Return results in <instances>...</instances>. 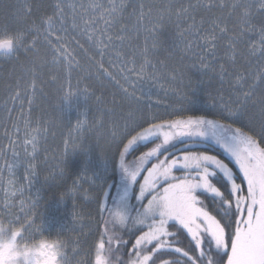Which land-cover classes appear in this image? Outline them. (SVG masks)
<instances>
[{
	"label": "trees",
	"instance_id": "obj_1",
	"mask_svg": "<svg viewBox=\"0 0 264 264\" xmlns=\"http://www.w3.org/2000/svg\"><path fill=\"white\" fill-rule=\"evenodd\" d=\"M52 2L0 0V38L14 39V44L15 37L22 38L14 57L0 58V122L2 116L8 119L7 124L0 125V134L11 128L13 116L21 112H26L29 119L32 114L51 117L53 125L61 129L64 124L81 120V110L86 115V123L75 134H67L69 128L65 132L57 129L35 138L41 142V157L46 155L38 162L48 165L58 155L57 159L64 162L60 163L62 178H66L62 181L56 177V181L42 185L41 197L56 199L67 193L86 163L82 152L89 150L95 160L103 156L112 162V173L105 182L109 185L108 200L120 165L133 157L141 160L150 143L159 141L139 144L131 139L150 124L174 118L183 122L173 130L182 132V126L190 125L193 134L195 126L205 121L237 128L264 148V0H88L77 8V16L71 15L69 3L55 10ZM53 9L57 18L46 27L43 20ZM12 41L0 44V53H7ZM67 89L78 90V110L61 109L60 100ZM182 133L170 142L168 150L162 149L159 156L143 165L139 176L144 178L153 168L159 176L157 182L144 188L136 179L132 186L119 231L120 237L124 233L133 238L126 243L119 235L113 238L119 243L117 251L124 252V264L127 258L130 264H144L145 258L149 264H225L240 236L245 238L239 253L251 247L254 237L247 231L252 225L240 222L254 210L235 206L243 205L248 183L218 146ZM66 143L78 146L65 153ZM128 145L134 147L131 152ZM188 152H201L222 162L236 187L216 175L211 178L215 181H207L210 186L197 188V177L186 168L184 172L175 168L173 176L165 178L166 158ZM165 154L167 157L160 159ZM188 186L192 193L187 192ZM234 188L239 193L236 203ZM101 189L92 210L93 220L99 224L97 230L103 228L108 208L115 201L104 204L106 191ZM213 195L217 198L212 199ZM164 200L170 211L162 217L156 204ZM48 204L45 201L39 207ZM203 206L215 211L217 217V209L230 215L231 225L236 224L235 233L225 226L227 223L215 221L220 235H211L214 227L206 222L211 215L204 216ZM250 211L252 214H248ZM27 216H19L12 228L18 227L20 232L28 224H35L38 217ZM165 221V232L144 240L154 232V226L162 231L157 223ZM0 228L4 229L3 225ZM197 234L211 248L205 249L208 254L200 250L194 254L192 250V260L187 257L188 248ZM0 237H4L1 232ZM99 237L96 234V241ZM100 241L107 249L106 239ZM185 244L188 247L182 249Z\"/></svg>",
	"mask_w": 264,
	"mask_h": 264
},
{
	"label": "rangeland",
	"instance_id": "obj_2",
	"mask_svg": "<svg viewBox=\"0 0 264 264\" xmlns=\"http://www.w3.org/2000/svg\"><path fill=\"white\" fill-rule=\"evenodd\" d=\"M85 1L88 0H53L52 3L55 10H59V8L63 9L64 4L69 3L68 8L71 10V15L77 16L79 14L77 8L82 6ZM54 9L49 14V17L43 20L46 27L51 26L57 18V15L54 14ZM6 38H0V44L7 42V40L12 41V39ZM15 39L17 40L16 44L13 43V39L8 52L4 53V51H1L5 55L0 53V58L7 60L15 56L14 53L21 47L20 42L22 38L17 39L15 37ZM79 99L77 89L74 92L67 89L60 100L62 102L60 105L61 109L66 107L73 110L76 107V110H78L79 106L77 105V101ZM236 111L230 114L233 116L232 118L237 114ZM80 115L82 116L81 120H76L71 124H64L61 126V129L59 126L53 125L54 123L51 117L45 115L33 117L32 114L30 115L31 119H29L26 112H21L17 116H13L10 124L11 128L7 131L4 130L0 134V210H2V214H0V225L4 227V229L0 228L1 235L4 236L0 237V262L2 259H4L3 263L14 259L11 264H16V260L22 258L24 260L23 264H124V260H122L124 252L119 253L117 251L119 243L114 240L115 236L119 235L120 237L121 235L119 223L123 213L126 211L125 207L127 206L128 197L133 192L132 186L137 179L136 183L141 181V187H152V184L157 182L159 178V176L155 175L153 168H151L144 178L139 176L143 165L150 159L148 156H144L141 160L138 159V161L133 157L129 162H123V165H120L121 168L117 179L114 183L112 182L113 185L111 183L113 189L108 200L106 198L109 192L107 186L109 185L105 184V182L112 173V162L103 156L95 160L90 156L89 150L82 152V156L87 159L86 163L81 167L82 170L77 180L72 183L67 193L57 195L56 199H51L50 196L41 197L40 195V187L42 185L50 182V180L56 181V177L61 178L59 180L62 181H66V178H62L63 171L61 170L60 163L63 165L64 162H61V159H57L58 155H55L54 160L49 161L48 165L45 164L46 161L43 164L38 162L39 159H44L46 155L41 157V152L43 151L40 148L41 142L40 139L35 140V138L37 136H47L48 133H54L57 129L58 131L61 129L60 132H65L69 128L70 130L67 134H75L86 123V115L83 113V110H81ZM2 119L0 125L7 124V117L2 116ZM182 122L174 118L165 123L150 124L148 127L139 131L131 139V142L140 144L150 140H159L150 143L151 145L145 152V154H148L151 153V150L155 149L157 150L156 154L159 156L160 151L162 149L168 150L171 147L170 142L182 133L181 130L177 131L172 129L173 126L181 124ZM67 136L69 137V135ZM191 137L192 140L205 139L212 142L213 145L218 146L223 154L228 156L233 168L238 167L239 172H241V178L248 183L249 192L244 197L243 205L236 203L239 202L237 200L239 193L234 188V201L236 203L234 204L237 209L245 208L248 211L249 209L254 210L253 215H249L247 219L240 222L245 225L247 223L250 226L252 225L251 230L247 232L254 239L252 240L251 247L239 253L241 251L239 249L243 245L242 240L245 238L244 235L240 236V240H237L234 245L235 248L230 251L229 260L226 257L228 262L225 264H264V163L253 157L252 151L246 145L247 140L228 126L223 127L200 121L195 126ZM76 145L66 143L63 146L64 152L69 153ZM130 147L131 145H128L127 150ZM262 150L264 151V148ZM167 155L160 156V159L166 158ZM55 161H58L56 165ZM137 165L142 166L138 167ZM165 165L168 166V170L164 173L166 175L165 178H171L175 173V168L176 171L180 170L182 172L186 168L197 177L196 180L199 181L196 184L197 188L201 187L205 189L206 186H210L207 184V181H215L211 180V178L216 177V175L218 178L221 176L220 180L228 179L231 187H236L233 176L226 171L225 165L222 162H218L217 159L214 160L201 152L176 154L170 159L166 158ZM57 166L60 170H57ZM38 167L40 168V172L37 170ZM138 176L140 180H138ZM103 185L106 186L104 188L105 190L103 189ZM99 188H102L101 191H106L103 196L104 204L108 202L110 204L114 199L115 201L108 208L110 212L108 213L107 220L102 223L103 228L97 230L99 224L93 220L92 210L98 201ZM187 189L189 190L187 192L192 193L191 186H188ZM217 195H213L212 199L217 198ZM194 198H197V194L194 195ZM45 201L49 203L47 207H39ZM168 205L169 203L166 200L164 202L158 201L156 204L157 212L162 217L170 211ZM225 205L228 206V204ZM203 207L205 208L204 211L202 210L205 214L204 216L210 214L216 217L214 219L211 216H209L210 218L208 216L206 217L207 224L211 223V226L214 227V229L212 228L211 235H220V229H215V221L219 224L223 222L227 223L225 226L233 229L231 231L233 233L234 227L236 229V224L234 226L231 225L230 215H226L225 212H220V209H217L216 214H219L217 217L215 216V211L210 212L209 210L207 211L208 206ZM231 209L233 210V208ZM27 214H30L33 218L38 217L34 222L35 224H28L24 229H20V232H18V227L12 228L16 226L19 216H27ZM248 214H252V212L250 211ZM166 222L168 221L157 223V228L160 226L162 231H158L156 226H154V232H149L144 237V240L147 239L146 241H148L150 237L153 236L155 238L162 234V232H165L162 227ZM238 229L246 232L243 226H239ZM96 234L98 236L100 235V240L103 238L106 239L107 249L102 241H96ZM122 236L120 238L124 239L123 241L125 243L128 242L126 240L129 238H133L132 236L128 237L124 233ZM193 238L192 246L190 245L188 248L190 251L187 257L190 259L192 257L195 258L194 254L197 250L207 253L205 249L207 250L208 247L211 248V245L205 242L201 235H194ZM27 243L30 244L27 247L22 245ZM187 247L185 244L182 249ZM133 249H131L132 255L134 254ZM145 252L152 255L148 250H145ZM157 256L162 255L158 254ZM53 258H56V260ZM145 259L144 264H149V261H145ZM192 260L189 262H193ZM160 263L162 262H157L156 264ZM125 264H130L129 258L126 259Z\"/></svg>",
	"mask_w": 264,
	"mask_h": 264
},
{
	"label": "water",
	"instance_id": "obj_3",
	"mask_svg": "<svg viewBox=\"0 0 264 264\" xmlns=\"http://www.w3.org/2000/svg\"><path fill=\"white\" fill-rule=\"evenodd\" d=\"M184 128H187V126H185ZM247 145L250 147V150H252V152H253V155L255 156V157H257V158H259V160H261L262 161V163H264V152H260V153H258V150H256V143L255 142H253V141H249L248 143H247ZM132 149H130V151H131ZM156 152H157V150H151V153H148L147 155L149 156V157H155L156 155Z\"/></svg>",
	"mask_w": 264,
	"mask_h": 264
},
{
	"label": "flooded vegetation",
	"instance_id": "obj_4",
	"mask_svg": "<svg viewBox=\"0 0 264 264\" xmlns=\"http://www.w3.org/2000/svg\"><path fill=\"white\" fill-rule=\"evenodd\" d=\"M188 132H189V134L187 135V136H189V135H191V130H190V128H188ZM242 137H244L242 134H240ZM180 141H182L183 140V138L182 139H179ZM257 148H258V150L259 151H261V147L259 146V144H258V146H257ZM158 156V155H157ZM156 158V157H155ZM154 158V159H155ZM54 260H56V258H53ZM3 261H4V259H2L1 260V262H0V264H11V262L12 261H14V259L13 260H11V261H9V262H7V263H3ZM17 262H16V264H23V262H24V260H22V258H19V260H16Z\"/></svg>",
	"mask_w": 264,
	"mask_h": 264
}]
</instances>
